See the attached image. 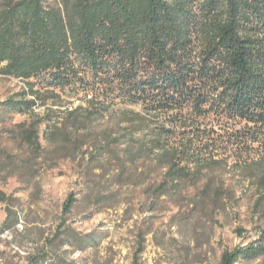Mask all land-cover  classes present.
Wrapping results in <instances>:
<instances>
[{
	"label": "trees",
	"instance_id": "obj_1",
	"mask_svg": "<svg viewBox=\"0 0 264 264\" xmlns=\"http://www.w3.org/2000/svg\"><path fill=\"white\" fill-rule=\"evenodd\" d=\"M0 75L26 86L0 104V127L48 108L21 133L31 151L45 150L42 124L56 153L80 152L113 120L118 133L93 145L158 169V198L191 194L225 215L248 200L258 240L219 264L264 255V0H0ZM71 95L78 106L63 105Z\"/></svg>",
	"mask_w": 264,
	"mask_h": 264
},
{
	"label": "rangeland",
	"instance_id": "obj_2",
	"mask_svg": "<svg viewBox=\"0 0 264 264\" xmlns=\"http://www.w3.org/2000/svg\"><path fill=\"white\" fill-rule=\"evenodd\" d=\"M25 88L0 75V104ZM62 99L64 106L79 104L74 95ZM47 110L13 115L0 127V192L7 197L0 202V264H219L226 251L258 240L246 225L247 199L241 213L225 215L195 207L191 194L158 198L147 190L160 180L158 169L129 166L124 147L101 153L93 142L106 130L118 133L113 120L85 133L88 146L80 152L56 153L42 124L45 150L31 151L21 133L37 127ZM72 196L78 201L64 214ZM242 226L249 231L241 233ZM239 264H264V255Z\"/></svg>",
	"mask_w": 264,
	"mask_h": 264
}]
</instances>
